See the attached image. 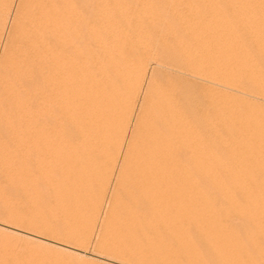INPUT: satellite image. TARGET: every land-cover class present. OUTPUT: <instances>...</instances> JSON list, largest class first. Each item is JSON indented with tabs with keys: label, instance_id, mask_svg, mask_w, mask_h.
Listing matches in <instances>:
<instances>
[{
	"label": "rangeland",
	"instance_id": "obj_1",
	"mask_svg": "<svg viewBox=\"0 0 264 264\" xmlns=\"http://www.w3.org/2000/svg\"><path fill=\"white\" fill-rule=\"evenodd\" d=\"M105 1L107 2L106 3L107 8L110 6L108 8L110 13L112 12L111 14L114 17L116 16L113 22L111 23L112 27L110 26L108 28V32L105 33V34H108V37L106 38L107 40L105 39L107 41V47L105 48V50L107 49L108 51H105L104 48L101 49V50H104V52L102 51V54L104 53L105 56H107L106 60L108 61V63H106V66H102V64L105 65V62H106L105 60L104 63H102L103 62L102 59L103 58L105 59L106 57L104 56V54L103 55L100 54L101 47L99 45H95L92 38L91 39L86 38V40L84 41L85 45L84 43H82L83 44L82 47L84 49L81 48L82 52L80 56H82V59L88 62V65L89 64L90 65L88 69H86L87 71L80 72L79 77H78L79 79H77V83H76V86L79 89L83 88V92H84L83 93L80 91L81 93L80 94L77 93L79 95L76 94V96H80L81 99L84 96V99H82V102H80V98H79L78 103L77 101L76 103L69 102L68 104L70 105H67V103H65V105H63L62 107L63 109L62 108L60 109L59 116H61L60 118L61 126H59V132L57 135H55L56 137L52 136L50 139V142H48L50 143L47 149L49 153L46 150V153L44 156L45 157L44 159L46 161L44 162L42 161V163L44 164H42V166L41 165L39 166V168L41 169L42 167L43 169L45 168L44 169L45 171L41 169L40 170L36 169L37 171L34 170L36 171L35 173L38 175V180L36 182L21 180L23 182L19 183L20 181L12 180L9 183L7 182L5 183L3 179H0V187L2 188V190L0 188V192H1L0 193V222H3L4 224L8 225L7 227L4 226L5 229L3 230L0 229V264H120L115 261L106 259L107 258L106 255L103 254L104 253L103 248L101 247L103 242H101V240L102 239L105 240L104 235L106 234V236H108L109 233L110 235L108 237V241L111 240V239L109 240V238H112L114 239L115 242L113 240L110 242L112 243L114 242V244L116 243V245L120 247L121 249L133 250L135 254L139 255V256L136 255V257L138 256V259H135V261H140L141 264H164V263L165 264H169V263L170 264H202V263L204 264V262L205 264H210V263L211 264H225L224 260H221L220 258H218V254H214L211 249L203 245L202 240L204 238L202 236L199 237L200 236L199 232L201 231L198 230V226L201 227V229L203 228L204 230L205 229L207 230L208 229L207 227L212 225L214 222H215L214 225L219 222L220 224L222 223L221 225L224 224L223 225L224 227L226 228L228 227L227 230L229 232L234 231L236 229H237L236 231H240V232H236V231L231 232L236 235H239V233L242 234V235H239L240 239L244 237L243 235H245L246 237L247 236L250 237V236H253L254 233H257V232H253L252 225H250L251 223L247 221L239 213L237 214L235 209L232 208L233 205L229 202H232L233 200L235 202H239V204H242L243 208H245L244 215L248 216L250 215L249 213H251L252 211H251L249 204H247L248 202L244 198L245 196L243 195L245 193V188H248V186L253 187L254 185H264V0H259L260 4L256 8H252V10L249 9L253 13V15H248V10L242 7L240 4H238L237 0H217V2L218 1L219 2H218V6L216 7L215 11H212L213 9L207 8L205 5H203L201 0L199 1L198 0L197 1L196 0H192V1L190 0H135V1L134 0H129V1L128 0H105ZM116 1L118 2V4ZM149 4H151L152 7ZM147 5H148V8L150 7L156 8V10L154 9V15L157 14L156 16L159 17L158 19H156L157 18L156 16H155L156 18L154 17V19H156L154 20V28H150L149 24L145 23L144 21L136 20L137 17L142 16L143 14L142 9L143 7L144 9H146ZM164 6H165V9H164ZM196 7L198 8V11L196 10L197 9ZM161 8L165 11L161 10ZM177 8H178V11L176 10ZM194 9L196 12L194 11ZM118 10H121L122 12L123 11L124 12L123 13L120 11L118 12ZM179 13L182 19H180ZM162 14L163 15L165 14V15L161 16ZM132 15L135 18H131ZM160 18H163L164 21L163 20L161 21ZM210 18H214V19H210ZM184 19L187 21H185ZM169 21H171L172 24ZM140 22L141 23L143 22V23L141 24ZM166 22L167 23L169 22V23L167 24ZM163 23L165 24L163 25ZM155 24L157 26H155ZM170 24L173 25L174 27L171 26ZM145 26L146 28H144ZM140 27L141 29H139ZM147 27H149L151 30L148 29ZM206 29L209 31H206ZM142 30L145 31L146 34H142L141 32H139ZM124 31L127 34L126 36L127 39L123 37L124 38L123 40L127 41L126 42L127 48H129L128 51L132 53L134 52L137 46L143 47V48L140 47L141 48L139 50L140 53L141 51L142 53L145 52L143 54H146L147 52V55H146L147 60L146 59L145 60L148 62L150 60L151 63L153 62V66H155L153 73L151 72L152 71L151 68L153 66L148 67V73L143 83L144 86H142L143 88L140 90L139 88L136 87L133 81H128L130 80L131 76L128 75V73L126 72L127 70L126 68L123 69L122 72H117L118 67H122L127 64L129 66V63L133 60V58H131L133 56L127 55L130 52L128 53L126 51L125 53L127 54H125L124 52H121L120 49L119 50L113 49V48H116L117 44H121L119 42H121V37L124 35ZM151 31L153 32L151 33ZM109 36H111V38H109ZM108 38L112 42L109 43ZM206 42H207V45H206ZM97 46L99 47L97 48ZM110 50H113V51H110ZM98 51L100 53H98ZM109 52H113V55L112 53H109ZM114 52H116V54L117 53L119 54L115 55ZM97 55H100V58L101 56H103V58L100 59L99 56L97 57ZM118 56H120V60ZM122 57H124V59ZM83 60H81V58L79 59L80 62H84ZM98 61L99 63H97ZM109 62L111 64H109ZM93 63L94 64L97 63V64H95L94 66ZM100 63H101V66H100ZM96 65L101 69L99 70V68ZM90 66L91 67L93 66V67L91 68ZM94 67H95V70L97 69L96 71L93 70ZM104 69L106 70L104 71ZM94 71L95 72L98 71L99 73L97 72V74H101V75H99L98 77V75ZM213 71H216V76L221 77L222 80L219 79V82L220 80L222 81L220 83L221 86L216 83L212 84V82H210ZM115 72L117 73L114 74L113 76V73ZM197 72L202 73V76H203L202 80H199L195 77L198 75ZM94 73L96 76L94 75ZM100 77L102 79V82H101ZM104 77H107L108 79ZM115 77L116 79L114 80ZM118 77L120 80L118 79ZM103 78L106 81H104ZM93 79L95 83L94 81H92ZM141 79H143L142 76L137 77L138 81H141ZM121 80L123 81V83L125 82L126 83L122 84V82H120ZM111 81H112V84H111ZM223 81H226V82H223ZM105 83L106 85H104ZM96 84L98 85V87ZM115 84H117V87L118 86L119 87L118 88L115 87L116 86ZM131 84L132 86H130ZM226 85L228 88H226ZM111 86H114L112 87L113 90ZM106 87L108 88V90L106 89ZM132 87H136V88L132 89ZM90 88L93 89V91L95 92L94 94H92V96L91 94H89L90 93L89 90L91 91ZM104 88H105V92H103ZM96 89L102 90V92L97 91ZM136 89L138 90V93ZM107 96L109 97L108 99H107ZM98 98L102 100L100 99L98 100ZM103 99H106V100H103ZM145 101L147 102L144 107ZM79 102L81 105H79ZM146 107H149V109ZM93 108H94V111L96 112L97 110L98 112L101 111V109L102 111H105V110L107 111V109H109V111L115 110V112L117 111L116 112L117 115H115L117 118L115 116H114L115 118L112 117L113 123L111 124H110V122H112L111 118H110L111 120L105 119L106 121L103 119V122L101 120L102 118L101 119L97 118L96 119L97 123H95L96 121L93 118H92L93 120L86 118L88 117L86 115V111H89L90 109L93 111ZM129 110L131 113L129 112ZM65 111L67 114L64 113ZM80 111L81 113L77 114ZM82 113H84V115L79 116V117L84 116L83 118L79 119L78 116H75V115H81ZM139 114L141 115L138 116ZM99 120L101 121L102 125L99 124L100 123ZM163 120H165L166 123H164ZM92 121L94 122V124L91 123ZM104 121L106 125H104ZM138 121L139 122L143 121L145 124L139 123ZM137 122L140 125L136 124ZM107 124L109 126H107ZM112 124L114 126H112ZM148 124L151 126H148ZM95 125L98 128L97 130L93 128L95 127ZM103 125H104V128H107L106 129L107 133L106 132L104 133L105 130L102 131V133L106 134L104 137H106L107 139V141H104L106 142L104 144L100 143V142H103L102 140H104V138H103V134H100L101 132L99 130V128L103 130L102 129ZM133 125L134 126L137 125L136 127L138 128L140 127V129L143 132L139 135L138 134L139 130ZM147 126L149 128L151 127L150 130L148 128L146 130ZM70 128L71 129L76 128L74 130L77 133H74L75 131L71 130ZM173 128L174 130H172ZM92 129H95L96 131L95 130L94 131L97 133L96 134L94 132L95 135L97 137L101 135L102 139L101 137L100 138L98 137L99 140L96 141L95 140L96 137H95L94 141H92V139H90L91 137L93 138V135H94L92 134L93 133ZM134 129H137L138 131L136 130L137 132H135ZM90 132L92 134L91 137H90ZM83 134H85V136L87 135L88 137L86 138L87 139L89 138V140L94 142L95 145L99 141L98 142L99 144H97L96 147L100 148L102 146V149H104L103 154H105L108 150L106 154L109 153L108 154L109 159L111 158L113 160L118 157L116 160H113L114 163L115 161H117V169H118V170L116 169L117 171H115V173L113 174L115 177V178L113 177V180L112 178L109 177V174L111 173L110 168L111 169L113 168L111 167L112 165L111 159L110 160L107 159L108 158L107 156L105 158L103 154L101 153L102 151H100L99 148H98L99 151L98 149L96 150V147L93 146L94 143L92 146H89L87 142L90 144L91 141L89 142L88 140L85 142L88 146L84 144L85 137L83 136ZM122 134L125 135V143H124L125 146L129 145L131 142L133 143V141H134L133 144L141 146L142 144L140 145L141 142L138 140H141L142 142L146 140H151V139L154 140V155H155L154 156L155 157L154 158L155 160L154 169L157 172L156 173L154 171V173L157 174V175L155 174L156 178L154 179V181L156 180V185H154V189L158 190V191L157 190L154 191V201L156 202V203L154 202V218H155L154 219V229L157 233L155 231L145 232V233L144 232H132V230L130 229L132 227L131 224H133V221L135 220V218L133 217L136 215L137 218H140V213L142 214V209L141 207L136 208L134 205L140 201V198L137 192L133 191L132 193L131 192L132 190L131 191L126 190L125 186L119 189L118 183L115 182L116 178L118 180V176H119L117 175L119 172V165L121 164V162L123 163L124 155H122V153L124 154L126 151V148H128L127 146L125 147L123 145L124 148L122 150V153L120 155H117V152H116L117 150L115 149V146L117 147V144H120L121 138L123 136ZM137 134L138 136H136ZM134 135H135V138H134ZM73 138L76 141H74ZM130 139L132 140L131 142L129 141ZM163 140H166V145H161L159 143L160 141H163ZM68 142H70L72 146L74 147V149H72L73 153L70 151L72 155L70 153L67 154L68 151L63 149L64 148L63 146H66L65 144H67ZM107 142H111V143H107ZM70 143L68 144L70 145ZM132 143L130 146L131 147L133 146V150L135 151L134 152L131 148L132 154L136 155L137 150H135L134 148L136 146L133 145ZM103 145H104V148H103ZM91 147H94V148H91ZM60 149L61 150L63 149V150L61 151ZM82 149L84 150L81 151ZM139 149L140 148H138V150ZM47 154H49L50 156ZM64 155H65V158L71 156L74 162L72 167L63 166L62 163H60L62 160H64L63 159ZM135 155H132V157L134 156L133 157L134 161H136ZM87 156L89 160H85V159H88ZM56 158L58 159L56 160ZM47 159L49 161L55 160V163L54 162L52 163V161L49 162ZM119 159L121 162L119 161ZM130 159H131L130 160L131 164L129 163V166L126 167L127 168L125 171L126 174L127 173L130 174L128 170L130 171H132V169L134 170L137 166H139L138 164L140 163V162L138 163L137 161L136 162L137 164L135 162H134L135 164H133L132 163L133 159L131 157ZM138 160H140V158ZM104 162H106L107 165H105ZM45 163L48 165H46ZM132 165L136 167L133 168ZM103 167H105V169H103ZM92 169L96 170V172L93 171ZM107 169H109V171H107ZM39 171L40 173H38ZM106 171H107V174H106L107 176L105 175ZM64 172L68 174L67 175L68 179H66V176L64 177ZM170 172L173 174L174 177L177 176L176 177L178 178V180L176 181L177 184L174 183L175 181L172 182L174 183L173 184L174 187L169 186L172 189L165 188L166 185L165 187H163L164 186L163 184V186L162 187L160 186L161 188L159 189L160 184L157 181V176L159 177L162 175L163 177L164 176L170 177L172 176ZM44 173H45V176H44L45 179H42L43 177L40 174L44 175ZM97 174L99 175L100 178L97 176ZM101 175L102 176L104 175V177L106 176L107 178L106 177H105L106 179L101 178L102 177ZM94 177H97V178H94ZM108 177L110 178L109 184H108V179H109ZM159 179L161 180V177ZM182 180H185V181H182ZM180 181L182 182L183 185L181 184ZM98 182H100L101 184ZM104 184L107 187L106 189L107 192L104 189L105 187ZM106 184H108V186ZM201 184H202V188H201ZM205 184L207 186L209 185L208 186L209 189H207L208 187ZM102 185L104 186L103 190H105L103 192L104 193L106 192V194H103V192L100 191ZM24 186H26L27 189H25ZM98 187H100V189ZM175 187L177 190L174 189ZM225 187H229V189ZM220 188H224L227 190L228 194L230 195L229 198L226 197V195L224 194V192H222ZM239 188H240V191H239ZM73 189L74 191L78 190V195L75 196L74 198L76 201L72 199L69 202L68 199L65 200V197H66L67 192L72 191ZM124 190L126 192H124ZM170 190L173 192H171ZM233 190H235L236 193ZM127 191H129V193ZM111 192L112 193L115 192L117 194H112ZM241 192H242V195H239ZM230 193L231 194L234 193V194L231 195ZM101 194H103L104 196L103 199H101L102 197H100L102 196ZM132 194H134L133 196L135 197V200ZM158 195H160L161 197ZM92 196L94 198H92ZM99 197H100V200L97 199ZM131 197L133 198L131 199ZM136 197H138L137 200H136ZM202 197H203V200L201 199ZM241 198H243L242 202H240ZM28 200H31V201H28ZM101 200H102V204H100ZM133 200L134 202L135 201L136 202L135 203L132 202ZM91 201H93L94 204H92ZM204 201L207 204L210 202L209 203L210 206L213 205V207H211V209L213 208V211H212L213 214L209 217L208 215L210 214L205 213L206 211L203 208ZM35 202H36V205H34ZM95 202L98 203L96 207L100 208L101 211L100 209L95 208V205H96ZM169 203H170V206H169ZM99 204L102 207H99L98 206ZM30 206H32V208ZM125 206L126 208H124ZM110 207H112L111 210H110ZM92 208H95V209L93 210ZM223 208H225L226 210ZM115 209L116 211L118 209V211L117 212L114 211L115 212L114 213L113 210ZM98 210L99 212H96ZM12 211L15 212V214ZM111 211L113 215L110 213ZM95 212L96 214H99L98 217L96 216ZM130 212L134 213V215L131 214ZM18 213L21 216L18 215ZM204 213L207 216L206 218L204 216L205 215ZM26 214L28 216H25ZM129 214H131L130 215L131 218L134 219L133 221H130V219H128L130 218ZM36 215H38V218H36L37 217ZM114 215L116 216V218L117 217L118 218L116 219ZM235 215L238 217L236 218ZM110 216L114 219H112ZM28 217H30V219ZM163 217L166 219H164ZM207 218H208L209 223L208 221H206ZM106 219H108V221L110 222L108 223ZM212 219H216V220L215 221L213 220L212 222ZM8 220L10 223L8 222ZM18 220L20 221V223ZM118 220L122 223H120ZM117 221L119 222V225L116 224L118 223ZM113 222L115 224H113ZM124 223L126 226L122 225ZM194 223L196 224V226ZM202 224L205 227H203ZM102 225H104V227ZM13 226L14 228H17V229L20 228V230L26 231L27 233H32L36 236H32V238H29L27 236H30V235H28L26 232H18V233L12 232V230L14 231V229L11 228ZM229 227H230V230H229ZM169 228H172V230L170 231ZM70 230H71V233H70ZM67 231H69L70 236H72L71 238L74 241H72L69 238L70 236H69V233H67ZM108 231H111L112 233ZM127 231H129L131 234L136 235L134 240L138 239V241H132L133 238L129 239L133 235L130 236V233ZM11 232L13 233V235ZM180 232L181 234H184V235L186 233V237L188 241H191L190 244L185 243V242H181V243L176 242L175 238L173 237H175V235L180 234ZM158 233L161 236H159ZM18 234L21 236L19 237ZM66 234L67 236H69L68 238L66 237ZM118 234L119 236H121L120 238ZM14 235L15 237H13ZM125 236L126 237L129 236V237L126 238ZM147 236L150 239H148ZM89 237L90 239H88ZM246 237H244V239ZM67 239H70V240H67ZM98 239H101V240H98ZM257 239H255L256 247H254L253 244H247V243H246L247 245L245 244L246 245L245 247L248 249L247 253L248 254L250 253L249 256H251V258L255 261V263L264 264V257H263L264 252H262L264 251V243L260 242ZM25 240H28V241H25ZM159 241H162V243L160 242L161 244H163V241H164V244L163 245L159 244ZM55 242L64 243V244H68L71 246L78 245L77 248L79 247L80 252L75 253V252H70L64 249L57 248L60 245L59 244L57 245V243ZM104 242H107V241L105 240ZM120 242H122L123 244ZM131 243L132 244L137 243V245L134 244L135 246H133ZM100 247L102 249H100ZM153 247L154 248L156 247L155 250ZM66 252L69 254H67ZM167 254L168 256H171V257H167ZM99 255H101V257H99ZM74 256L77 258H75ZM130 262L129 264H136L134 260Z\"/></svg>",
	"mask_w": 264,
	"mask_h": 264
},
{
	"label": "bare ground",
	"instance_id": "obj_2",
	"mask_svg": "<svg viewBox=\"0 0 264 264\" xmlns=\"http://www.w3.org/2000/svg\"><path fill=\"white\" fill-rule=\"evenodd\" d=\"M129 1V0H128ZM135 1V0H134ZM192 1V0H190ZM197 1V0H196ZM199 1V0H198ZM117 2V1H116ZM132 2V1H131ZM130 2V3H131ZM148 2V1H147ZM154 2V1H153ZM187 2V1H186ZM185 2V3H186ZM201 2L203 3V5H205L207 8H210V9H213L212 11H215L216 10V7L218 6V2L217 0H201ZM232 2V1H231ZM106 1L105 0H0V179H3L5 181V183H9L11 182L12 180H17V181H20L19 183L23 182V181H30V182H36L38 180V175L35 173L37 170H40L41 168H39V166L44 163H42V161H46L44 158L45 156V153H46V150L48 149L50 143V139L52 136L56 137L55 135L58 134L59 132V126L60 125V122H61V116H59L60 114V109L63 107V105H65V103H67V105H70L68 104L69 102L72 103H78V99L80 98V96H76L77 93H81L83 92V88L79 89L77 86H76V83H77V79H79V74L80 72H84V71H87L86 69H88L89 65H88V62H86L85 60L82 59V56H80L81 54V48L84 49L82 47V43H84V41L86 40V38L88 39H91L93 40L94 44L95 45H99L101 48H100V52L98 51V53L102 54V51L104 52L105 48L107 47V37H108V34H105L106 32H108V28L111 26V23L113 22V20L115 19V17L110 13V11L108 10V7L107 8V5H106ZM143 3V2H142ZM146 3V2H145ZM149 3V2H148ZM151 3V1H150ZM158 3V2H157ZM200 3V2H198ZM237 3L240 4L242 7L246 8L248 10V15H253V13L250 11L252 10V8H256L259 4H260V1L259 0H237ZM118 4V2H117ZM136 4V2H135ZM180 4V2H179ZM183 4V3H182ZM96 5V6H95ZM98 5V7H97ZM113 5V4H111ZM143 5V4H142ZM151 7L152 5L149 4ZM160 5V4H159ZM162 5V4H161ZM194 5V4H193ZM136 6V5H135ZM141 6V5H140ZM158 6V5H157ZM171 6V5H170ZM190 6V5H188ZM121 7V6H120ZM148 8V5H147V8L142 9V16L141 17H137L136 20L137 21H144L145 23L149 24V27L150 28H154V20L158 19L159 17H157L156 15H154V9L156 10V8ZM180 7V6H179ZM113 8V7H112ZM118 8V7H117ZM138 8V7H136ZM135 8V9H136ZM187 8V7H186ZM190 8V7H189ZM193 8V7H192ZM195 8V7H194ZM197 8V7H196ZM219 8V7H218ZM111 9V8H110ZM120 9V8H119ZM124 9V7H123ZM122 9V10H123ZM159 9V7H158ZM164 9H165V6H164ZM202 9V8H201ZM243 9V8H242ZM250 9V10H249ZM161 10H163L161 8ZM160 10V11H161ZM178 11V8L176 9ZM183 10V9H182ZM180 10V11H182ZM198 11V8L196 9ZM112 11V10H111ZM122 12L121 10H118V12ZM165 11V10H163ZM162 11V12H163ZM191 11V10H190ZM195 11V9H194ZM203 11V10H202ZM124 12V11H123ZM122 12V13H123ZM176 12V11H174ZM196 12V11H195ZM211 12V10H210ZM127 13V12H126ZM125 13V14H126ZM156 13V12H155ZM159 13V12H158ZM161 13V12H160ZM164 13V12H163ZM182 13V12H181ZM209 13V12H208ZM128 14V13H127ZM177 14V13H176ZM160 15V14H159ZM165 15V14H164ZM163 14L161 16H164ZM195 15V14H194ZM209 15V14H208ZM125 16V15H124ZM157 18H156V17ZM160 16V17H161ZM168 16V15H167ZM179 16H180V13H179ZM130 17V16H129ZM154 17L156 19H154ZM166 17V16H165ZM171 17V15H170ZM173 17V16H172ZM183 17V16H182ZM196 17V16H195ZM202 17V16H201ZM216 17V15H215ZM122 18V17H121ZM131 18H135L133 15L131 16ZM130 18V19H131ZM197 18V17H196ZM195 18V19H196ZM127 19V18H126ZM161 21L163 20V18H160ZM169 19V18H168ZM174 19V18H173ZM180 19L181 16H180ZM189 19V17H188ZM194 19V18H192ZM202 19V18H201ZM210 19H214V18H210ZM122 20V19H121ZM135 20V19H134ZM171 20V19H170ZM185 20V19H184ZM191 20V18H190ZM208 20V19H207ZM228 20V19H227ZM120 21V20H119ZM164 21V20H163ZM172 21V20H171ZM171 21H169L171 23ZM176 21V20H175ZM187 21V20H185ZM210 21V20H209ZM121 22V21H120ZM127 22V21H125ZM134 22V21H133ZM168 22V23H169ZM182 22V21H181ZM180 22V23H181ZM189 22V20H188ZM186 22V23H188ZM192 22V21H191ZM199 22V21H197ZM196 22V23H197ZM201 22V20H200ZM203 22V21H202ZM211 22V21H210ZM214 22V20H213ZM117 23V22H116ZM122 23V22H121ZM130 23V22H129ZM136 23V22H135ZM141 23V22H140ZM143 23V22H142ZM141 23V24H142ZM167 23V22H166ZM167 23V24H168ZM174 23V22H173ZM178 23V22H177ZM179 23V24H180ZM195 23V21H194ZM123 24V23H122ZM146 24V25H147ZM160 24V23H158ZM165 23H163L164 25ZM172 24V23H171ZM170 24V25H171ZM185 24V23H184ZM183 24V25H184ZM118 25V24H117ZM175 25V24H174ZM182 25V26H183ZM189 25V24H188ZM193 25V24H192ZM198 25V24H197ZM209 25V24H208ZM218 25V23H217ZM119 26V25H118ZM140 26V25H139ZM138 26V27H139ZM144 26V25H143ZM148 26V25H147ZM155 26H157L155 24ZM161 26V25H160ZM173 26V25H171ZM187 26V25H185ZM191 26V25H190ZM195 26V25H194ZM112 27V26H111ZM123 27V26H121ZM137 27V26H136ZM149 27H147L148 29H150ZM174 27V26H173ZM202 27V25H201ZM200 27V28H201ZM115 28V26H114ZM128 28V26H127ZM146 28V26L144 27ZM169 28V27H168ZM171 28V27H170ZM184 28V27H183ZM192 28V27H191ZM194 28V27H193ZM113 29V28H112ZM141 29V27L139 28ZM138 29V30H139ZM143 29V28H142ZM159 29V28H158ZM163 29V28H162ZM204 29V28H203ZM115 30V29H114ZM113 30V31H114ZM123 30V29H122ZM132 30V29H131ZM151 30V29H150ZM165 30V29H164ZM177 30V29H176ZM190 30V29H189ZM215 30V29H214ZM148 31V30H147ZM161 31V30H160ZM170 31V30H169ZM179 31V30H178ZM186 31V30H185ZM206 31H209L206 29ZM216 31V30H215ZM141 32L142 34H146L145 31H139ZM153 31H151L152 33ZM164 32V31H162ZM167 32V31H165ZM177 32V31H176ZM189 32V31H188ZM192 32V31H191ZM202 32V31H201ZM211 32V31H210ZM113 33V32H112ZM118 33V32H117ZM138 33V32H137ZM136 33V34H137ZM140 33V34H141ZM171 33V32H170ZM174 33V32H173ZM150 34V33H148ZM164 34V33H163ZM106 35V37H105ZM174 35V34H173ZM179 35V34H178ZM185 35V34H184ZM192 35V33H191ZM127 34L126 32L124 31V35L121 37V42H118L121 43V44H117L116 45V48H113L114 50L115 49H120L121 52H130L128 51L129 48H127V41L123 40L125 37L127 39ZM139 36V34H138ZM144 36V35H143ZM154 36V34H153ZM187 36V35H186ZM185 36V38H186ZM204 36V35H203ZM141 37V36H140ZM189 37V36H188ZM109 38H111V36H109ZM108 38V40H109ZM144 38V37H143ZM200 38V37H199ZM197 38V39H199ZM106 39V40H105ZM115 39V38H114ZM203 39V38H202ZM213 39V38H211ZM205 40V39H204ZM210 40V39H209ZM89 41V40H88ZM200 41V40H199ZM208 41V40H207ZM212 41V40H211ZM216 41V40H214ZM92 42V41H91ZM92 42V43H93ZM112 42L109 40V43ZM117 42V43H118ZM151 42V41H150ZM203 42V41H202ZM205 42V41H204ZM87 44V43H86ZM129 44V43H128ZM152 44V43H151ZM209 44V43H208ZM211 44V42H210ZM213 44V42H212ZM85 45V43H84ZM88 45V44H87ZM203 45V44H202ZM205 45V44H204ZM206 45H207V42H206ZM215 45V44H214ZM97 46V48L99 47ZM92 47V46H91ZM114 47V46H113ZM141 46H137L134 50V52H130L129 54L127 55H131L133 57V60L129 63V66L128 64L127 65H120L122 67H118L117 68V72H122L123 69H127L126 72L128 73V75L131 76L130 80L128 81H133V83H135L136 87L140 89H142L144 86V80L147 76V73H148V67L149 66H153V62L151 63L150 60L149 62L146 61V55H147V52L146 54H143L145 52L140 53V49L143 48ZM104 50H101L103 49ZM127 48V49H126ZM90 49V48H89ZM86 50V49H85ZM99 50V49H98ZM148 50V49H147ZM154 50V49H153ZM105 51H108L107 49ZM110 51H113V50H110ZM146 51V50H145ZM97 53V54H98ZM106 53V52H105ZM109 53H112L113 55V52H109ZM104 54V53H103ZM102 54V55H103ZM107 54V53H106ZM115 55L119 54L116 52H114ZM153 54V53H152ZM87 55V54H86ZM96 56V55H95ZM99 56L100 58V55H97V57ZM105 56V54H104ZM81 58V60H83L84 62H80L79 59ZM94 57V56H93ZM106 58L104 59L103 56H101L102 59V63H104V61L107 59V56H105ZM119 57V60H120V56ZM96 58V57H95ZM100 58V59H101ZM124 59V57H122ZM146 59V60H145ZM95 60V59H94ZM97 60V59H96ZM109 60V59H108ZM118 60V59H117ZM122 61V60H121ZM152 61V60H151ZM86 62V63H85ZM117 62V61H116ZM99 63V61L97 62ZM95 63V64H97ZM106 63H108V61L106 60L105 62V65L102 64V66H106ZM120 63V62H119ZM92 64V63H91ZM94 64V63H93ZM94 64V66H95ZM109 64H111L109 62ZM108 64V65H109ZM118 64V63H117ZM116 64V65H117ZM196 65V64H195ZM97 66V65H96ZM100 66H101V63H100ZM112 66V65H111ZM128 66V67H127ZM91 67V66H90ZM93 67V66H92ZM91 67V68H92ZM98 67V66H97ZM154 67L153 66L151 68V72L153 73L154 72ZM99 68V67H98ZM112 68V67H111ZM110 68V69H111ZM203 68V66H202ZM216 68V67H215ZM101 68H99L100 70ZM95 70V67L94 69ZM92 70V72H93ZM97 70V69H96ZM95 70V71H96ZM103 70V69H102ZM101 70V71H102ZM106 69H104L105 71ZM109 70V69H108ZM158 70V69H157ZM218 70V68H217ZM91 71V70H90ZM94 71V72H95ZM98 72V71H97ZM97 72H95L97 74ZM103 72V71H102ZM110 72V71H109ZM117 72L113 73V76L114 74H116ZM150 72V73H151ZM222 72V71H221ZM86 73V72H85ZM89 73V72H88ZM94 73V75H95ZM99 73V72H98ZM107 73V71H106ZM184 73V72H183ZM90 74V73H89ZM186 74V73H185ZM196 74V73H195ZM197 76H195L197 79L199 80H202L203 79V76H202V73L201 72H197ZM92 75V74H91ZM98 77L99 75L101 74H97ZM112 75V74H111ZM118 75V74H117ZM122 75V74H121ZM125 75V74H123ZM150 75V74H149ZM84 76V75H83ZM93 76V75H92ZM96 76V75H95ZM116 76V75H115ZM119 76V75H118ZM139 76H142L143 79H141V81H138L137 80V77ZM188 76V75H186ZM190 76V75H189ZM193 76V77H194ZM205 76V75H204ZM209 76V75H208ZM102 77V76H101ZM100 77V79H101ZM108 77V75H107ZM107 77H104V78H107ZM126 77V76H125ZM224 77V76H223ZM82 78V77H81ZM103 78V80H104ZM113 78V77H112ZM122 78V77H121ZM87 79V78H86ZM95 79V78H94ZM94 79L92 81H94ZM108 79V78H107ZM116 79V77L114 78V80ZM119 79V77H118ZM128 79V78H127ZM207 79V78H206ZM219 79H221V77L219 76H216V71H213L212 72V75H211V80L210 82L213 83H216L218 85H220V83L222 82L220 80L219 82ZM97 80V79H96ZM99 80V79H98ZM120 80V79H119ZM126 80V79H125ZM190 80V79H189ZM196 80V79H195ZM84 81V80H83ZM90 81V82H92ZM106 81V80H104ZM150 81V80H149ZM88 82V81H87ZM89 82V83H90ZM101 82H102V79H101ZM100 82V83H101ZM120 82H122V84H125L123 83V81L121 80ZM147 82V81H146ZM202 82V81H201ZM223 82H226V81H223ZM82 83V82H81ZM88 83V84H89ZM95 83V81H94ZM115 83V81H114ZM113 83V84H114ZM128 83V82H127ZM132 83V82H130ZM149 83V82H148ZM151 83V82H150ZM153 83V82H152ZM79 84V83H78ZM92 84V83H91ZM99 84V82H98ZM111 84H112V81H111ZM82 85V84H80ZM85 85V83H84ZM90 85V84H89ZM93 85V84H92ZM97 85V84H96ZM106 85V83L104 84ZM116 85V86H115ZM114 86L117 87V84H115ZM148 85V84H147ZM114 86H111L114 87ZM132 86V84L130 85ZM134 86V84H133ZM152 86V85H150ZM154 86V85H153ZM216 86V85H215ZM221 86V85H220ZM80 87V86H79ZM84 87V86H83ZM94 87V86H92ZM98 87V85H97ZM96 87V88H97ZM119 87V86H118ZM117 87V88H118ZM126 87V86H125ZM136 87H132V89H135ZM225 87V86H224ZM89 88V87H88ZM102 88V87H101ZM100 88V89H101ZM129 88V87H128ZM219 88V87H218ZM226 88L227 85H226ZM91 89V88H90ZM106 89L108 90V88L106 87ZM116 89V88H115ZM121 89V88H119ZM118 89V90H119ZM127 89V88H126ZM130 89V88H129ZM233 89V88H232ZM95 90V88H94ZM97 91H101L102 90H98L96 89ZM113 90V88H112ZM124 90V89H123ZM137 90V89H136ZM145 90V89H144ZM147 90V89H146ZM234 90V89H233ZM81 91V92H80ZM110 91V90H109ZM127 91V90H126ZM143 91V90H142ZM87 92V91H86ZM89 94H94L95 92L93 91V89H91V91L89 90ZM105 92V88H104V91ZM114 92V91H112ZM144 92V91H143ZM84 93V92H83ZM99 93V92H98ZM96 93V94H98ZM137 93H138V90H137ZM77 94V95H79ZM95 94V95H96ZM100 94V93H99ZM145 94V93H144ZM112 95V93H111ZM118 95V94H117ZM83 96V95H82ZM97 96V95H96ZM144 96V95H143ZM94 97V96H93ZM92 97V98H93ZM109 97L107 96V99ZM114 98V97H113ZM112 98V99H113ZM84 99V96L83 98ZM82 99L80 98V102H82ZM96 99V97H95ZM100 98H98L99 100ZM133 99V98H131ZM135 99V98H134ZM145 99V97H144ZM94 100V99H93ZM102 100V99H100ZM103 100H106V99H103ZM132 101V100H131ZM134 101V100H133ZM79 102V105H81ZM114 102V101H113ZM135 102V101H134ZM146 102L145 101V104H144V107L146 105ZM103 103V102H102ZM107 103V101H106ZM131 103V102H130ZM133 103V102H132ZM93 104V103H91ZM111 104V103H110ZM113 104V103H112ZM115 104V103H114ZM118 104V103H117ZM120 104V103H119ZM96 105V103H95ZM94 105V106H95ZM99 105V104H98ZM136 105V104H135ZM149 105V104H148ZM147 105V106H148ZM152 105V104H151ZM115 106V105H114ZM150 106V105H149ZM102 107V105H101ZM100 107V108H101ZM120 107V106H119ZM136 107V106H135ZM68 108V107H67ZM91 108V107H89ZM96 108V107H95ZM105 108V107H104ZM103 108V109H104ZM113 108V107H112ZM116 108V107H115ZM114 108V109H115ZM149 109V107H146ZM63 109V108H62ZM70 109V108H69ZM75 109V108H74ZM106 109V108H105ZM131 109V108H129ZM78 110V109H77ZM88 110V109H87ZM96 110V109H95ZM74 111V110H73ZM120 111V110H119ZM132 111V110H131ZM134 111V110H133ZM117 112V111H116ZM115 112V110H112V111H109V109H107V111H99L97 110L94 111V108H93V111L90 109L89 111H86V115L88 117L86 118H89V119H94L97 123V118H102V122H103V119H112V117H114L115 115H117V113ZM128 112V111H127ZM130 112V110H129ZM65 114L66 111L64 112ZM81 111L77 114H80ZM131 113V112H130ZM73 114V112H72ZM124 114V113H123ZM84 115V113H82L81 115H75V116H78V118H83V117H79V116H82ZM125 115V114H124ZM131 115V114H130ZM141 114H139L138 116H140ZM69 116V114H68ZM146 116V115H145ZM71 117V115H70ZM73 117V116H72ZM96 117V118H95ZM116 117V116H115ZM114 117V118H115ZM135 117V116H134ZM69 118V117H68ZM117 118V117H116ZM122 118V117H121ZM128 118V117H126ZM125 118V119H126ZM92 119V120H93ZM110 119V120H111ZM133 119V118H132ZM137 119V118H136ZM135 119V120H136ZM88 120V119H87ZM140 120V119H139ZM72 121V120H71ZM100 121V120H99ZM106 121V120H105ZM105 121H104V125L105 124ZM113 123V119L111 120ZM126 121V120H125ZM141 121V120H140ZM151 121V120H150ZM66 122V121H64ZM80 122V121H79ZM127 122V121H126ZM133 122V121H132ZM136 122V121H135ZM139 122V121H138ZM136 123L138 125H140L139 123H144L143 121L142 122H139V123ZM164 123H166L165 120H163ZM91 123L94 124V122L92 121ZM109 123V122H108ZM149 123V122H148ZM163 123V124H164ZM63 124V123H62ZM66 124V123H64ZM101 121H100V123ZM98 124V125H99ZM126 124V123H125ZM131 124V123H130ZM145 124V123H144ZM150 124V123H149ZM148 126H151L149 125ZM153 124V123H152ZM69 125V123H68ZM73 125V124H72ZM97 125V124H96ZM95 125V128L96 130L98 129L97 126ZM104 125H103V130H100V134H103V138L104 140H102L103 142H100L102 144L106 143L104 141H107L106 137H104L106 134H104L106 132V129L107 128H104ZM124 125V124H123ZM127 125V124H126ZM107 126H109L107 124ZM112 126H114L112 124ZM125 126V125H124ZM134 126V125H133ZM137 126V125H136ZM134 126V127H136ZM146 127V130L147 128L150 130L149 127ZM69 127V126H68ZM72 127V126H70ZM111 127V125H110ZM123 127V126H122ZM121 127V128H122ZM142 127V126H141ZM144 127V125H143ZM87 128V127H86ZM124 128V127H123ZM139 132L138 134L140 135L143 131L140 129V127H136ZM66 129V128H65ZM71 129V128H70ZM76 129V128H74ZM74 129H71V130H74ZM89 129V128H88ZM95 129H92L93 133V138L91 137L92 134L90 132V139H92V141H94V138L95 140H99V138L101 137L100 136H96L95 135ZM110 129V128H109ZM112 129V128H111ZM137 129H134L135 132H137L138 130ZM95 130V131H94ZM105 130V131H104ZM116 130V129H115ZM122 130V129H121ZM137 130V131H136ZM141 130V132H140ZM145 130V132H146ZM174 130V128L172 129ZM75 131V130H74ZM102 131H104V133H102ZM111 131V130H110ZM83 132V131H82ZM95 132V133H94ZM109 132V131H108ZM114 132V131H113ZM123 132V131H122ZM65 133V132H64ZM74 133H77L76 131ZM87 133V132H86ZM107 133V132H106ZM134 133V132H133ZM66 134V133H65ZM97 134V133H96ZM110 134V133H109ZM125 134V133H124ZM138 134L136 136H138ZM123 135V134H122ZM146 135V134H145ZM65 136V135H64ZM83 136L85 137V141H84V144H86L85 142L89 140V138L87 139L86 137H88L87 135L85 136V134H83ZM82 136V137H83ZM108 136V135H107ZM121 136V134H120ZM130 136V135H128ZM66 137V136H65ZM72 137V135H71ZM83 137V138H84ZM146 137V136H145ZM69 138V137H68ZM134 138H135V135H134ZM74 139V138H73ZM102 139V137H101ZM100 139V140H101ZM106 139V140H105ZM144 139V138H143ZM84 140V139H83ZM138 140V139H136ZM162 140V139H161ZM74 141H76L74 139ZM81 141V140H80ZM91 140H89L90 142ZM90 142V144L87 142V144L89 146H92L94 142ZM130 142L132 141L131 139L129 140ZM140 141V145L142 146H139V145H135L133 144L134 141H133V145H135L137 147H134L136 151V155L135 154H132V150H133V146L131 147V143L129 145H126L128 148H126V151L125 153L123 154L122 153V150H123V145L125 143V135L122 136L121 138V141H120V144H117V147L115 146V149L117 150V155H120L122 153V155H124V158H123V163L121 162V166L119 165V172L117 175L118 176V180L116 178V181L118 183V187L119 189L123 188L125 186L126 190H132L131 192L133 193V191L137 192L139 198H140V201L137 202L136 204H134V200H135V197L133 196L134 194H132V196L134 197V200L132 202H134L133 204L135 205L136 208H139L141 207L142 209V214L140 213V218H137V216L135 215L132 219L131 218V214L134 215V213H131L129 214L130 218V221H133V224L132 227L130 228L132 230V232H154L155 229H154V191H156L157 189H154V185H156V180L154 181V179L156 178L155 174L157 173L154 169V140L151 139V140H146V141H141V140H138ZM156 141V140H155ZM71 142V141H70ZM68 142V143H70ZM99 142V141H98ZM97 142V144H99ZM52 143V142H51ZM67 143V144H68ZM92 143V144H91ZM107 143H111V142H107ZM114 143V142H113ZM128 143V142H127ZM137 143V142H136ZM161 145H166V140H163V141H160L159 142ZM65 144V143H64ZM65 144L66 146H62L64 150H67V154L71 152L73 153V150L74 147L72 146V144L70 143V145L68 144ZM83 144V145H84ZM86 144V145H87ZM96 144V145H97ZM75 145V144H74ZM78 145V144H77ZM87 145V146H88ZM95 143L93 146H95ZM61 146V145H60ZM82 146V145H81ZM113 146V144H112ZM125 146V145H124ZM125 146V147H126ZM56 148V147H55ZM83 148V147H82ZM91 148H94V147H91ZM99 148V147H98ZM96 147V150L98 149ZM103 148H104V145H103ZM132 148V150H131ZM138 148H140L138 150ZM52 149V148H51ZM62 149V150H63ZM100 151H102L101 153L103 154V150L102 149V146L99 148ZM98 149V151H99ZM61 150V149H60ZM61 150V151H62ZM77 150V149H76ZM84 149H82L81 151H83ZM141 150V151H140ZM58 151V149H57ZM71 151V152H70ZM123 151V152H124ZM134 151V150H133ZM48 152V150H47ZM55 152V151H54ZM94 152V151H93ZM97 152V151H96ZM106 152V151H105ZM104 152V153H105ZM108 152V150H107ZM106 152V153H107ZM135 152V151H134ZM49 153V152H48ZM52 153V152H51ZM56 153V152H55ZM99 153V152H98ZM100 153V154H101ZM103 154V156L106 158V156L108 157V154ZM54 154V153H53ZM58 154V152H57ZM101 154V155H102ZM49 155V154H47ZM72 155V154H71ZM121 155V156H122ZM132 155H135V158H136V161H134V156L132 157ZM138 155V157H137ZM50 156V155H49ZM57 156V155H56ZM70 156V155H69ZM102 156V157H103ZM58 157V156H57ZM85 157V156H84ZM112 157V156H111ZM123 157V156H122ZM130 157L133 159L132 160V163L135 164L137 161H138V165L139 166H133L136 167L134 170L132 169V171L128 170L130 172L126 174V167L129 166V163L131 164L130 162ZM75 158V157H74ZM86 158V157H85ZM88 158V156H87ZM118 158V157H117ZM116 158V159H117ZM120 158V157H119ZM140 158V160L138 159ZM58 158H56L57 160ZM64 160H62L60 163H62L63 166H68V167H72L73 166V159L70 157H67L65 158V155H64ZM104 159V158H103ZM109 159V157L107 158ZM111 159V158H110ZM109 159V160H110ZM116 159H113V160H116ZM48 160V159H47ZM61 160V159H60ZM85 160H89L88 159H85ZM113 160L111 159V167H113L112 169L110 168L111 170V175L109 174V177L112 178L113 180V177H114V173L115 171H117V161H115V163L113 162ZM159 160V158H158ZM162 160V159H161ZM49 161V160H48ZM47 161V163H48ZM52 161V160H51ZM49 161V162H51ZM55 163V160L52 161V163ZM85 162V161H84ZM88 162V161H87ZM96 162V161H95ZM107 162V161H106ZM105 163V165H107V163ZM109 162V161H108ZM119 162V163H120ZM135 162V163H134ZM89 163V162H88ZM157 163V162H155ZM163 163V162H162ZM165 163V162H164ZM46 164V163H45ZM114 164V165H113ZM137 164V163H136ZM48 165V164H46ZM90 165V164H89ZM88 166V165H87ZM91 166V165H90ZM89 166V167H90ZM124 166V167H123ZM131 166V165H130ZM45 167V166H44ZM52 167V166H51ZM86 167V166H85ZM39 168V169H38ZM131 168V167H130ZM128 168V169H130ZM160 168V167H159ZM37 169V170H36ZM45 169V168H44ZM43 167L41 170H44ZM70 169V168H69ZM84 169V168H83ZM87 169V168H86ZM103 169H105V167H103ZM117 169V170H116ZM36 170V171H34ZM47 170V169H46ZM51 170V168H50ZM61 170V169H60ZM73 170V169H72ZM93 170V169H92ZM158 170V169H157ZM162 170V168H161ZM160 170V171H161ZM45 171V170H44ZM43 171V172H44ZM49 171V170H48ZM64 171V170H63ZM66 171V170H65ZM87 171V170H86ZM91 171V170H89ZM96 172V170H93ZM92 171V172H93ZM105 171V170H104ZM107 171H109V169H107ZM107 171L105 172V175L107 174ZM154 171L156 173H154ZM50 172V171H49ZM40 173V171L38 172ZM47 173V172H46ZM88 173V172H87ZM104 173V172H103ZM102 173V174H103ZM162 173V172H161ZM171 173V172H170ZM64 172V177L66 176V179L67 178V175ZM129 174V175H128ZM165 174V172H164ZM168 174V173H167ZM42 175V179H45L44 176H45V173L44 175L43 174H40ZM39 175V176H40ZM95 175V174H94ZM116 175V174H115ZM157 175V174H156ZM159 175V174H158ZM161 175V174H160ZM170 175V174H169ZM172 176H167V177H163L162 175L161 176H157V181L159 182V189L163 186L166 187L165 188H170L171 186H173V184H177L176 181L178 180V178H176L177 176H173V174L171 173ZM47 176V175H46ZM97 176L99 177V175L97 174ZM102 176V175H101ZM107 176V175H106ZM105 176V177H106ZM112 176V177H111ZM155 176V177H154ZM77 177V176H76ZM75 177V178H76ZM88 177V176H87ZM104 175L101 177V178H105ZM108 177V178H109ZM161 177V180L159 179ZM174 177V178H173ZM255 177V176H254ZM94 178H97V177H94ZM100 178V177H99ZM107 178V177H106ZM105 178V179H106ZM110 178L108 179V184L110 183ZM115 178V177H114ZM210 178V176H209ZM47 179V178H46ZM23 180V181H21ZM97 180V179H96ZM111 180V181H112ZM115 180V179H114ZM181 180V179H179ZM2 181V182H4ZM54 181V180H53ZM60 181V180H59ZM175 181V182H174ZM182 181H185V180H182ZM69 182V181H68ZM155 182V184H154ZM174 182V183H172ZM181 182V181H180ZM13 183V182H12ZM29 183V182H28ZM46 183V182H45ZM57 183V182H56ZM100 183V182H98ZM103 183V182H102ZM105 183V181H104ZM116 183V184H117ZM101 184V183H100ZM99 184V185H100ZM108 184H106L108 186ZM162 184V185H161ZM179 184V183H178ZM182 184V182H181ZM232 184V183H231ZM10 185V184H9ZM29 185V184H28ZM50 185V184H49ZM97 185V184H96ZM183 185V184H182ZM181 185V186H182ZM189 185V183H188ZM206 185V184H205ZM212 185V184H211ZM87 186V185H86ZM105 186V184H104ZM103 185L101 186V192L105 191L107 189V187L105 188ZM111 186V185H110ZM161 186V187H160ZM168 186V187H167ZM170 186V187H169ZM176 186V185H175ZM207 186V185H206ZM209 186V185H208ZM207 186V187H208ZM25 189L26 186H24ZM23 187V188H24ZM103 187L105 190H103ZM117 187V188H118ZM184 187V186H183ZM182 187V188H183ZM248 186V188H245V193L243 194L246 199V201L248 202L247 204H249L250 208H251V213H249L250 215L248 216H245L244 212H245V208H243V205L242 204H239V202H235L233 201L232 199V202H229L233 205L232 208L235 209V211L237 212V214L239 213L241 216H243L247 221H249L252 225V228H253V232H257V233H254L253 236H250V237H246L245 235H243L244 237H246L244 239V237L242 239L239 238V235H242L239 233V235H236L234 233H231V232H234V231H231L229 232L227 229L228 227H224L223 225H221L219 222L217 224L214 225V223L212 225H210L209 227H207L208 229L204 230L203 228L201 229V227L198 226V230L201 231L199 232V237H203L204 239L202 240L203 241V245L206 246L207 248L211 249L213 251L214 254H218V258H220L221 260H224V263L225 264H257L255 263V261L251 258L250 253L248 254V249L245 247L247 244H253L254 247H256V244H255V239L259 240L260 242L264 243V185H254L253 187H250ZM1 188V187H0ZM13 188V187H12ZM22 188V189H23ZM71 188V186H70ZM91 188V187H90ZM100 189V187H98ZM116 188V187H115ZM130 188V189H129ZM156 188V187H155ZM158 188V187H157ZM201 188H202V184H201ZM211 188V187H210ZM225 188H228L229 187H225ZM232 188V187H231ZM238 188V187H237ZM241 188V187H240ZM240 188H239V191H240ZM92 189V188H91ZM172 189V188H170ZM176 189V187L174 188ZM180 189V188H179ZM209 189V187L207 188ZM222 190V192H224V194L226 195V197L229 198V194L227 192L226 189L224 188H220ZM235 189V188H234ZM2 190V188H1ZM177 190V189H176ZM174 190V191H176ZM183 190V189H182ZM196 190V189H195ZM231 190V189H230ZM85 191V190H84ZM83 191V192H84ZM90 191V190H89ZM113 191V190H112ZM158 191V190H157ZM171 191V190H170ZM203 191V189H202ZM211 191V190H210ZM235 192V190H233ZM99 192V193H101ZM107 192V190H106ZM106 192L103 194H106ZM124 192H126L124 190ZM129 193V191H127ZM166 192V190H165ZM173 192V191H171ZM184 192V191H183ZM216 192V191H215ZM214 192V193H215ZM231 192V191H230ZM243 192V191H242ZM242 192L239 194V195H242ZM1 193V192H0ZM90 193V192H89ZM94 193V192H93ZM98 193V194H99ZM112 193V192H111ZM159 193V192H158ZM177 193V192H176ZM182 193V191H181ZM192 193V192H191ZM210 193V192H208ZM207 193V194H208ZM236 193V192H235ZM5 194V193H4ZM28 194V192H27ZM88 194V193H87ZM91 194V193H90ZM89 194V195H90ZM97 194V195H98ZM103 194H101L102 197L101 199H103ZM112 194H117V193H112ZM125 194V193H124ZM157 194V193H156ZM155 194V195H156ZM170 194V193H169ZM175 194V193H174ZM188 194V193H187ZM231 194V193H230ZM234 194V193H233ZM231 194V195H233ZM78 195V190H75L74 189L72 191H68L67 194H66V197H65V200L68 199V201L70 202V200L74 199L75 196ZM136 195V194H135ZM161 195V194H160ZM158 195V196H160ZM168 195V194H167ZM203 195V194H201ZM2 196V195H1ZM29 196V195H28ZM99 196V195H98ZM157 196V197H158ZM165 196V195H163ZM188 196V195H186ZM194 196V195H193ZM199 196V195H197ZM218 196V195H217ZM27 197V196H26ZM87 197V196H86ZM100 197L97 198L100 200ZM112 197V196H111ZM131 197V199L133 198ZM156 197V198H157ZM161 197V196H160ZM167 197V196H166ZM235 197V196H234ZM31 198V196H30ZM89 198V197H88ZM92 198H94L92 196ZM107 198V197H105ZM114 198V197H113ZM111 198V199H113ZM117 198V197H116ZM121 198V197H120ZM123 198V197H122ZM130 198V197H129ZM138 197H136V200H137ZM165 198V197H164ZM172 198V197H171ZM197 198V197H196ZM4 199V198H2ZM27 199V198H26ZM130 199V200H131ZM203 200V197L201 198ZM206 199V198H205ZM204 199V200H205ZM225 199V198H224ZM227 199V198H226ZM236 199V198H235ZM242 199L241 198V201L242 202ZM75 200V199H74ZM73 200V202H74ZM97 200V201H99ZM115 200V199H114ZM122 200V199H121ZM173 200V199H172ZM171 200V202H172ZM175 200V199H174ZM201 200V201H202ZM214 200V199H213ZM228 200V199H227ZM230 200V201H231ZM8 201V200H7ZM28 201H31V200H28ZM35 201V200H34ZM76 201V200H75ZM96 201V202H97ZM159 201V200H158ZM163 201V200H162ZM165 201V200H164ZM178 201V199H177ZM182 201V199H181ZM237 201V200H236ZM33 202V201H32ZM92 204L93 201H91ZM95 202V208H97V204ZM114 202V201H112ZM166 202V201H165ZM175 202V201H174ZM194 202V201H193ZM208 202V201H207ZM22 203V202H20ZM76 203V202H75ZM90 203V201H89ZM119 203V202H118ZM125 203V202H124ZM123 203V204H124ZM156 203V202H155ZM177 203V202H176ZM191 203V202H189ZM210 203V202H209ZM209 203L207 204L205 201H204V210L206 211L205 213L207 214H210L208 215L211 216L213 214V208L211 209L212 206L209 205ZM100 204H102V200L100 202ZM100 204L98 205L99 207H102L100 206ZM126 204V203H125ZM129 204V203H128ZM165 204V203H164ZM182 204V203H181ZM30 205V203H29ZM36 205V202L35 204ZM127 205V204H126ZM172 205V204H171ZM215 205V204H214ZM218 205V204H217ZM231 205V206H232ZM245 205V204H244ZM58 206V205H57ZM78 206V205H77ZM94 206V205H93ZM112 206V205H111ZM123 206V205H122ZM129 206V205H128ZM159 206V204H158ZM168 206V204H167ZM166 206V207H167ZM169 206H170V203H169ZM32 208V206H30ZM69 207V206H68ZM246 207V206H245ZM16 208V207H15ZM95 208H92L93 210ZM112 207H110V210H111ZM126 208V206L124 207ZM131 208V207H130ZM169 208V207H168ZM226 208V207H225ZM223 208V209H225ZM97 209H100V208H97ZM128 209V207H127ZM164 209V208H163ZM217 209V208H216ZM228 209V208H227ZM121 210V209H120ZM133 210V209H132ZM136 210V209H135ZM166 210V209H165ZM169 210V209H168ZM180 210V209H179ZM198 210V209H197ZM226 210V209H225ZM248 210V209H247ZM28 211V210H27ZM43 211V210H42ZM54 211V210H53ZM81 211V210H80ZM101 211V209H100ZM103 211V210H102ZM116 211L113 210V212ZM118 211V209H117ZM116 211V212H117ZM129 211V210H128ZM134 211V210H133ZM157 211V210H156ZM181 211V210H180ZM223 211V210H222ZM234 211V210H233ZM250 211V210H249ZM13 212V211H12ZM96 212H99L96 211ZM95 212V214H96ZM135 212V211H134ZM138 212V211H137ZM136 212V213H137ZM161 212V211H160ZM15 214V212H13ZM20 213V212H19ZM18 213V215H20ZM26 213V211H25ZM80 213V212H79ZM112 214V211L110 212ZM115 213V212H114ZM139 213V212H138ZM137 213V214H138ZM170 213V212H168ZM204 213V214H205ZM216 213V212H215ZM22 214V213H21ZM33 214V213H32ZM31 214V215H32ZM38 214V213H37ZM41 214V213H40ZM43 214V213H42ZM66 214V213H65ZM102 214V213H101ZM109 214V213H108ZM230 214V213H229ZM228 214V215H229ZM99 214H96V216L98 217ZM113 215V214H112ZM170 215V214H169ZM193 215V214H192ZM225 215V213H224ZM21 216V215H20ZM19 216V217H20ZM25 216H28L27 214ZM38 218V215H36ZM85 216V215H84ZM83 216V217H84ZM108 216V215H107ZM163 216V215H162ZM201 216V215H200ZM198 216V217H200ZM205 218L207 217L206 214L204 215ZM203 216V217H204ZM217 216V215H216ZM24 217V216H23ZM22 217V218H23ZM51 217V216H50ZM96 217V218H97ZM111 217V216H110ZM114 217L116 218V216L114 215ZM169 217V216H168ZM197 217V216H196ZM231 217V216H230ZM229 217V218H230ZM235 217L237 218L238 216L235 215ZM9 218V217H8ZM30 219V217H28ZM42 218V217H41ZM40 218V219H41ZM54 218V217H53ZM112 218V217H111ZM118 218V217H117ZM116 218V219H117ZM164 218V217H163ZM193 218V217H192ZM211 218V217H210ZM219 218V216H218ZM20 219V218H19ZM26 219V218H25ZM24 219V220H25ZM46 219V218H45ZM100 219V218H98ZM114 219V218H112ZM132 219V220H131ZM166 219V218H164ZM217 219V217H216ZM216 219H212V222L213 220L215 221ZM242 219V218H240ZM244 219V221H245ZM10 220V219H9ZM8 220V222H9ZM42 220V219H41ZM108 221V219H106ZM111 220V219H110ZM195 220V219H193ZM19 221V220H18ZM17 221V222H18ZM31 221V220H29ZM46 221V220H45ZM70 221V220H69ZM106 221V222H107ZM113 221V220H112ZM119 221V220H118ZM117 221V222H118ZM144 221V223H143ZM157 221V220H156ZM155 221V222H156ZM161 221V220H160ZM164 221V220H163ZM192 221V219H191ZM198 221V220H197ZM206 221H208V218L206 219ZM105 222V220H104ZM110 221H108L109 223ZM116 222V220H115ZM120 222V221H119ZM119 222L116 223L117 225H119ZM127 222V221H126ZM129 222V221H128ZM204 222V221H203ZM217 222V221H216ZM221 222V221H220ZM10 223V222H9ZM20 223V221H19ZM30 223V222H29ZM88 223V222H87ZM122 223V222H120ZM159 223V222H158ZM176 223V222H175ZM209 223V221H208ZM15 224V223H14ZM107 224V223H106ZM113 224H115L113 222ZM177 224V223H176ZM195 224V223H194ZM206 224V223H205ZM204 224V225H205ZM25 225V224H24ZM44 225V224H43ZM75 225V224H74ZM116 225V226H117ZM124 226V224H122ZM120 225V226H122ZM128 225V224H127ZM230 225V224H229ZM4 226H8L6 224H4L3 222H0V229H5ZM33 226V225H31ZM87 226V225H86ZM104 227V225H102ZM112 226V225H111ZM110 226V227H111ZM115 226V225H114ZM164 226V225H163ZM177 226V225H175ZM196 226V224H195ZM201 226V225H200ZM203 226V224H202ZM208 226V225H206ZM248 226V225H247ZM89 227V226H88ZM109 227V228H110ZM170 227V226H169ZM172 227V226H171ZM187 227V226H186ZM189 227V226H188ZM205 227V226H203ZM250 227V226H249ZM14 229V231L12 230V232H15V233H18V232H26V231H23V230H20L17 229V228H14L11 227ZM45 228V227H44ZM71 228V227H70ZM69 228V229H70ZM108 228V227H107ZM113 228V227H112ZM120 228V227H119ZM128 228V226H127ZM156 228V227H155ZM233 228V227H232ZM52 229V228H51ZM10 230V229H9ZM25 230V229H24ZM40 230V229H39ZM112 230V229H110ZM169 230L171 231L172 228H169ZM187 230V229H186ZM229 230H230V227H229ZM52 231V230H51ZM107 231V230H106ZM7 232V231H6ZM11 232V233H12ZM41 232V231H40ZM48 232V231H47ZM104 232V231H103ZM108 232H111V231H108ZM129 232V231H127ZM156 232V231H155ZM236 232H240V231H236ZM3 233V232H2ZM1 233V234H2ZM27 233V232H26ZM67 233H69V231H67ZM70 233H71V230H70ZM70 233H69V236H70ZM75 233V232H74ZM90 233V232H88ZM92 233V232H91ZM107 233V232H106ZM112 233V232H111ZM123 233V232H122ZM126 233V231H125ZM130 233V232H129ZM128 233V234H129ZM157 233V232H156ZM4 234V233H3ZM9 234V233H8ZM28 235L30 236H27L29 238H32V236H36L32 233H27ZM46 234V233H45ZM103 234V233H102ZM253 234V233H252ZM251 234V235H252ZM256 234V235H255ZM13 235V233H12ZM19 235V234H18ZM47 235V234H46ZM55 235V234H54ZM73 235V234H72ZM104 235V234H103ZM108 235V234H107ZM110 235V233H109ZM108 236H106V234L104 235L105 236V240L107 242H104L105 240H101V239H98V240H101L102 245L101 247L103 248V254L106 255V259H109V260H112V261H115L117 263H120V264H129L130 261L134 260V262H136V264H141L140 261H135V259H138V254H135V252L133 250H130V249H121L120 247H118L116 245V243L114 244V239L112 238H109L110 241H114L113 243L108 241ZM113 235V234H112ZM133 235L132 237H130L129 239H132V241H138V239L134 240L135 236L134 234H131L130 233V236ZM146 235V234H144ZM159 235V233H158ZM198 235V234H197ZM21 235H19L20 237ZM57 236V235H56ZM61 236V235H60ZM69 236H67L66 234V237L68 238ZM91 236V235H90ZM117 236V235H116ZM119 236V234H118ZM117 236V237H118ZM155 236V235H154ZM161 236V235H159ZM15 237V235L13 236ZM17 237V236H16ZM26 237V236H25ZM26 237V238H27ZM53 237V235H52ZM72 236H70L69 238L72 240L71 238ZM88 237V236H87ZM86 237V238H87ZM107 237V239H106ZM121 236H119L120 238ZM126 237V236H125ZM129 237V236H128ZM126 237V238H128ZM144 237V236H143ZM148 237V236H147ZM242 237V236H240ZM165 238V237H164ZM175 238L176 242L178 243H181V242H185V243H189L191 241H188L187 237H186V233L185 235L184 234H178V235H175ZM191 238V237H190ZM25 239V238H24ZM51 239V238H50ZM70 239H67V240H70ZM90 239V237L88 238ZM117 239V238H116ZM148 239H150L148 237ZM159 240V239H158ZM164 240V239H163ZM191 240V239H190ZM25 241H28V240H25ZM46 241V240H45ZM74 241V240H72ZM131 241V242H132ZM147 241V240H146ZM150 241V240H149ZM100 242V244H101ZM153 242V241H152ZM162 241H159V244H161ZM195 242V241H194ZM9 243V242H8ZM46 243V242H44ZM57 243V245L59 244L60 246H58L57 248H60V249H64L66 251H70V252H75V253H78L80 252V249L79 247L77 248V246H71V245H68V244H64V243H59V242H55ZM98 243V242H97ZM122 243V242H120ZM133 243V242H132ZM131 243V244H132ZM166 243V242H165ZM247 243V244H246ZM42 244V243H41ZM119 244V243H118ZM123 244V243H122ZM137 245V243H134ZM134 244H132L133 246H135ZM147 244V243H146ZM149 244V243H148ZM156 244V243H154ZM163 244H164V241H163ZM161 244V245H163ZM246 244V245H245ZM260 244V243H259ZM48 245V243H47ZM73 245V244H72ZM139 245V244H138ZM151 245V243H150ZM160 245V246H161ZM170 245V244H169ZM168 245V246H169ZM180 245V244H179ZM184 245V244H183ZM198 245V244H197ZM252 245V246H253ZM154 246V245H153ZM159 246V247H160ZM189 246V245H188ZM100 247V249H102ZM124 247V246H122ZM141 247V246H140ZM262 247V246H261ZM126 248V247H125ZM154 248V247H153ZM156 248V247H155ZM154 248V250H155ZM162 248V247H161ZM170 248V247H169ZM193 248V247H192ZM195 248V247H194ZM201 248V247H200ZM152 249V247H151ZM159 249V248H158ZM157 249V250H158ZM163 249V248H162ZM161 249V250H162ZM247 249V250H246ZM194 250V249H193ZM60 251V250H59ZM101 251V250H100ZM156 252V251H155ZM158 252V251H157ZM165 252V251H164ZM264 252V251H262ZM67 253V252H66ZM154 253V252H153ZM161 253V252H160ZM173 253V252H172ZM171 253V254H172ZM61 254V253H60ZM63 254V253H62ZM69 254V253H67ZM74 254V253H73ZM102 254V253H101ZM150 254V253H149ZM158 254V253H157ZM156 254V255H157ZM164 254V253H163ZM166 254V253H165ZM186 254V252H185ZM197 254V253H196ZM72 255V254H71ZM77 255V254H76ZM79 255V254H78ZM102 255V256H104ZM136 255H138L136 257ZM200 255V254H199ZM164 256V255H163ZM166 256V255H165ZM214 256V255H213ZM217 256V255H216ZM54 257V256H53ZM58 257V256H57ZM63 257V256H62ZM75 257V256H74ZM99 257H101V255H99ZM153 257V255H152ZM167 257H171V256H168L167 254ZM207 257V256H206ZM264 257V256H263ZM55 258V257H54ZM77 258V257H75ZM151 258V257H150ZM161 258V257H160ZM198 258V257H197ZM212 258V257H211ZM217 258V260H218ZM143 259V258H142ZM190 259V258H189ZM179 260V259H178ZM207 260V259H206ZM106 261V260H105ZM146 261V260H145ZM151 261V260H150ZM162 261V260H160ZM159 261V262H160ZM171 261V260H169ZM165 262V261H164ZM163 262V263H164ZM175 262V260H174ZM60 263V262H59ZM104 263V262H103ZM132 263V262H130ZM179 263V262H178ZM213 263V262H212ZM165 264V263H164ZM170 264V263H169ZM203 264V263H202ZM205 264V262H204ZM211 264V263H210Z\"/></svg>",
	"mask_w": 264,
	"mask_h": 264
}]
</instances>
